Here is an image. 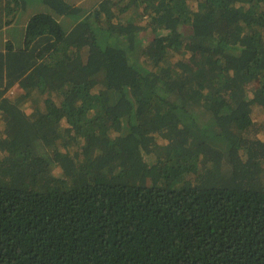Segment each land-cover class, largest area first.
<instances>
[{
  "label": "trees",
  "instance_id": "1",
  "mask_svg": "<svg viewBox=\"0 0 264 264\" xmlns=\"http://www.w3.org/2000/svg\"><path fill=\"white\" fill-rule=\"evenodd\" d=\"M43 1L0 7V264H264V0Z\"/></svg>",
  "mask_w": 264,
  "mask_h": 264
},
{
  "label": "crops",
  "instance_id": "2",
  "mask_svg": "<svg viewBox=\"0 0 264 264\" xmlns=\"http://www.w3.org/2000/svg\"><path fill=\"white\" fill-rule=\"evenodd\" d=\"M66 1H68V3H71L75 6H80L83 8V7L91 6L92 3H95L96 1H99V0H66ZM43 4L47 5L45 2ZM43 4L39 5L37 13L42 12V11H39L40 9L45 10V6H43ZM6 5H7V0H2V3L0 2V7L4 8ZM26 5H27V3L24 5L25 6L24 8H26ZM7 14L8 13H6L5 10L0 13V21L2 22V27L0 28V50H4L5 45L8 42V40H11V41L14 40L15 43H17V44L20 43L18 40H15L14 38H12L11 33L7 30L6 26H10V24H9L10 18L7 16ZM20 14H23V13L20 11L18 15H20ZM33 14H35V13H32V15ZM30 16L31 15H29V17ZM24 18L25 17H23L21 19V21H20L19 17H17L16 20L15 19L13 20V23L15 25L20 22V27H18L17 29L20 31L22 30L21 33L18 34V38H20L21 40L23 39V34L25 32V27L27 25V22H26L27 19H24Z\"/></svg>",
  "mask_w": 264,
  "mask_h": 264
},
{
  "label": "rangeland",
  "instance_id": "3",
  "mask_svg": "<svg viewBox=\"0 0 264 264\" xmlns=\"http://www.w3.org/2000/svg\"><path fill=\"white\" fill-rule=\"evenodd\" d=\"M25 2L27 3L26 8H24V7L21 8V12L23 14L19 15V19L21 21V19L23 17H25L24 19H27L26 20V22H27L29 19V15H32V13H37L39 5L40 4L42 5L44 2H43V0H25ZM43 6H45V10L40 9L39 11H50L49 6H47L45 4H43ZM16 26L18 28L20 26V22L18 24H16ZM15 89L16 88H14L11 93H14L16 91ZM54 98L56 99V97H54ZM31 109L32 108H29L28 110H31ZM253 115L256 119H262V118H264V111H263V109L256 107L253 111ZM260 137L264 138V134L261 133ZM246 156L249 158L251 156V154L249 152H245L244 153L245 159H246Z\"/></svg>",
  "mask_w": 264,
  "mask_h": 264
}]
</instances>
